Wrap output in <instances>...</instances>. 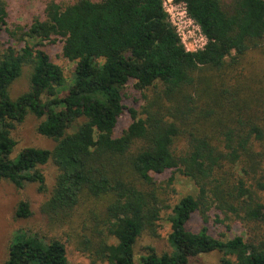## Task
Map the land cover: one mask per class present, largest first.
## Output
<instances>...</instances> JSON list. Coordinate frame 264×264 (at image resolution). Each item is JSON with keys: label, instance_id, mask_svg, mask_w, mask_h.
Instances as JSON below:
<instances>
[{"label": "trees", "instance_id": "obj_1", "mask_svg": "<svg viewBox=\"0 0 264 264\" xmlns=\"http://www.w3.org/2000/svg\"><path fill=\"white\" fill-rule=\"evenodd\" d=\"M20 1L34 12L26 26H11L10 0H0V33L9 36L0 37V179L47 192L40 166L53 162L58 172L41 211L60 226L85 198L106 199L103 212L91 211L92 223L81 221L77 248L92 264H193L213 251L222 254L218 264H264V87L258 76L235 73L249 50L264 45V0H178L208 38L197 52L185 50L161 0ZM56 36L75 63L70 84L44 49ZM25 66L30 87L13 98ZM131 79L145 102L129 108L132 122L115 135ZM29 113L44 117L38 132L56 145L13 157L12 132ZM170 169L198 194L172 209L171 251L147 246L137 261L138 238L160 237L169 208L152 173ZM213 208L239 219L245 234L221 239L206 226L187 229L195 212L207 222ZM16 215H32L28 202ZM18 231L5 264H72L60 238Z\"/></svg>", "mask_w": 264, "mask_h": 264}, {"label": "rangeland", "instance_id": "obj_2", "mask_svg": "<svg viewBox=\"0 0 264 264\" xmlns=\"http://www.w3.org/2000/svg\"><path fill=\"white\" fill-rule=\"evenodd\" d=\"M42 4L49 1H56L66 4L76 0H35ZM28 2V1H27ZM11 16L9 23L29 25L30 20L34 17L32 9H27L20 0H10ZM0 37L4 42H7L9 36L2 31ZM65 40L60 36L53 37L50 41L44 43V49L48 52L51 60L59 65L64 72V75L70 84L75 63L64 56ZM31 67L25 66L22 75L12 83L10 94L13 98L27 91L30 87ZM212 71L208 70V73ZM236 74L243 73L245 75L258 76L261 85L264 87V45L258 48H252L247 54L240 59L239 64L235 69ZM135 80L131 79L123 90V103L127 107L124 113L119 117L115 128V135H120L125 128L132 122L130 107H135L140 110L144 104V96L142 91L136 89ZM67 90H63L61 95L67 94ZM153 92V90H151ZM46 99V97H45ZM44 119L39 118L33 113H29L22 123H19L12 132V136L17 141V145L13 152V157L27 147H38L52 149L56 145L53 138L41 135L38 132V126ZM182 148L179 144L176 149ZM179 149V150H180ZM46 177L47 192H40L36 183L28 182L24 186H17L7 179H0V264H5L9 256V247L17 237L18 230H24L29 234H37L41 238L48 240L52 237L60 238L66 246L69 261L72 264H92L88 254L80 251L77 248L81 236L86 232L81 221L83 217L88 218L87 221L92 223L90 218L91 211L103 212L104 206L107 204L106 199L85 198L78 207L73 221L64 226L50 223L41 211L42 203L47 199L49 193L55 183V178L58 172L57 166L53 162H48L40 166ZM154 180L160 187L159 193L165 199V203L169 208L162 211L159 221L160 237H153L149 232H144L135 244L136 260L142 254L147 252V246H153L158 253L171 251L168 243V235L171 232L170 215L173 207L186 195L198 194V188L191 179L178 170L170 169L163 173H152ZM173 181L170 183V180ZM21 201H26L30 205L32 215L27 218L18 217L16 215L17 208ZM264 215V211L262 212ZM206 226L211 235L227 239L232 234H245V227L235 216H227L213 208L209 211V219L204 222L199 212H195L187 222V229L190 231H199ZM264 228V226H263ZM222 254L218 251L200 254L192 257L193 264H218L220 263ZM107 264V263H98Z\"/></svg>", "mask_w": 264, "mask_h": 264}, {"label": "built area", "instance_id": "obj_3", "mask_svg": "<svg viewBox=\"0 0 264 264\" xmlns=\"http://www.w3.org/2000/svg\"><path fill=\"white\" fill-rule=\"evenodd\" d=\"M161 2L185 50L188 52L203 50L208 38L200 24L190 15L187 3L178 0H161Z\"/></svg>", "mask_w": 264, "mask_h": 264}]
</instances>
